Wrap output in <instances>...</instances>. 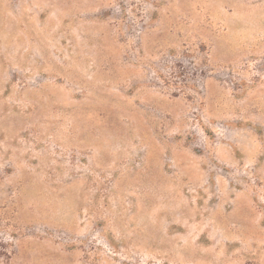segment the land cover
I'll list each match as a JSON object with an SVG mask.
<instances>
[{"label": "rangeland", "instance_id": "rangeland-1", "mask_svg": "<svg viewBox=\"0 0 264 264\" xmlns=\"http://www.w3.org/2000/svg\"><path fill=\"white\" fill-rule=\"evenodd\" d=\"M0 264H264V0H0Z\"/></svg>", "mask_w": 264, "mask_h": 264}]
</instances>
